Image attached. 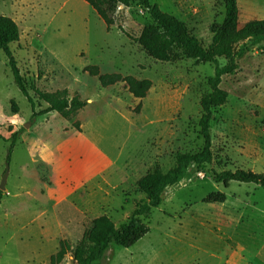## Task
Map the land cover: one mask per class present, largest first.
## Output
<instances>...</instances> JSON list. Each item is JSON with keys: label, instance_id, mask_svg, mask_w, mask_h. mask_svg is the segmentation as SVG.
<instances>
[{"label": "rangeland", "instance_id": "rangeland-1", "mask_svg": "<svg viewBox=\"0 0 264 264\" xmlns=\"http://www.w3.org/2000/svg\"><path fill=\"white\" fill-rule=\"evenodd\" d=\"M175 16L208 49L225 17L223 0H152ZM239 29L264 19V0H238ZM20 39L10 46L36 113L45 93L68 90L86 107L71 120L57 113L33 116L0 51V264H79L93 221L108 216L127 223L146 202L138 183L149 172L166 173L180 154L203 149L201 103L211 93L214 66L180 58L154 60L124 32L140 36L152 20L133 4L119 7L107 28L84 0H0ZM222 65L226 60L220 59ZM150 80L146 97L126 84L102 87L86 68ZM225 105L211 124L213 162L191 166L169 187L145 221L149 231L129 248L112 246L94 264H264V189L214 181V173L264 174V45L254 47L240 69L223 78ZM17 135L10 153L12 137ZM10 158L8 160V157Z\"/></svg>", "mask_w": 264, "mask_h": 264}, {"label": "trees", "instance_id": "trees-1", "mask_svg": "<svg viewBox=\"0 0 264 264\" xmlns=\"http://www.w3.org/2000/svg\"><path fill=\"white\" fill-rule=\"evenodd\" d=\"M103 19L108 29L116 24L115 16L119 7H131L137 4L146 10L152 23L142 30L137 38L126 34L156 61L169 63L186 58L197 63L214 66V76L209 78L211 93L202 100V117L200 120L201 135L204 139L203 149L196 154H180L176 165L168 172H149L138 183L141 192L146 196V202L138 205L130 220L116 227L106 215L93 221L89 233L90 247L79 248L76 258L79 264H94L102 261L112 246L129 248L139 242L148 234L145 221L149 218L153 209L161 206L165 191L182 182L191 166L195 165L203 170L213 162L211 124L214 121V111L227 103L228 93L221 88L223 78L232 76L240 69L241 61L252 51L254 47L264 45V19L253 20L239 29L238 0H223L225 17L221 25L214 28L212 43L205 49L198 39L193 37L187 26L175 16L164 12L152 0H84ZM20 39V29L17 23L7 16L0 15V51H3L8 59L14 80L21 93L28 99L34 114L44 116L57 113L65 120L76 117L80 110L86 107V102L79 96L70 97L68 90L55 93H45L35 89L40 101L48 107L36 113V102L30 96L26 80L21 74L10 46ZM220 59L226 60L222 65ZM86 71L94 77H98L101 86L106 88L118 83L126 84L130 93L142 99L152 88L150 80H139L132 76L123 77L120 74H101L97 66H90ZM0 138L1 137L0 135ZM17 135L12 137L10 153L15 145ZM10 155L8 157V160ZM214 181L218 184L228 185L231 182L241 184H254L264 189V174H257L245 170L224 171L214 173ZM3 192L0 191V205ZM67 248L61 245L59 252L51 257L52 264H59L65 257Z\"/></svg>", "mask_w": 264, "mask_h": 264}, {"label": "water", "instance_id": "water-1", "mask_svg": "<svg viewBox=\"0 0 264 264\" xmlns=\"http://www.w3.org/2000/svg\"><path fill=\"white\" fill-rule=\"evenodd\" d=\"M8 176H9V168H7L3 178H2V181H1V184H0V191H6V185H7V179H8Z\"/></svg>", "mask_w": 264, "mask_h": 264}]
</instances>
